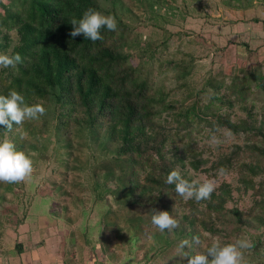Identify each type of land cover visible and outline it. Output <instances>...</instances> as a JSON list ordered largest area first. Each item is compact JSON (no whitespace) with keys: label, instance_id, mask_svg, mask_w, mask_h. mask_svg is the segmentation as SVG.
<instances>
[{"label":"trees","instance_id":"16d2710c","mask_svg":"<svg viewBox=\"0 0 264 264\" xmlns=\"http://www.w3.org/2000/svg\"><path fill=\"white\" fill-rule=\"evenodd\" d=\"M102 1L0 0V53L23 58L15 68H0V95L16 90L29 106L41 103L46 109L38 121L14 125L11 132L0 127V141L8 139L29 155L51 126L61 151L71 150L74 136L86 133L94 148L102 145L123 158L128 175L108 181L97 194L113 213L114 237L127 240L132 252L140 243L150 250L152 241H163L160 264H187L177 251L182 240L190 242L185 251L194 255L214 242L223 246L248 239L254 247L244 252L245 263L264 264L263 64L209 83L206 99L196 97L186 105L173 96L186 81L168 90L154 88L133 54L124 51L125 43L134 41L122 19L124 0H108L110 10ZM225 1L235 11L255 2ZM89 8L115 16L118 30L102 29L103 40L95 43L71 37L70 21ZM172 66L181 80L189 76L184 63ZM213 135L222 141L218 146L208 143ZM173 170L196 186L215 181L211 198L179 197L175 185L166 183ZM2 188L0 183V209L7 202ZM152 209L168 211L179 227L160 232L151 223ZM193 236L199 245L191 243Z\"/></svg>","mask_w":264,"mask_h":264},{"label":"rangeland","instance_id":"374dc122","mask_svg":"<svg viewBox=\"0 0 264 264\" xmlns=\"http://www.w3.org/2000/svg\"><path fill=\"white\" fill-rule=\"evenodd\" d=\"M124 2L126 8L122 19L134 33V41L126 42L124 51L133 54L154 88L168 90L186 81V87L173 94L186 105L196 97L206 99L211 93L209 83L240 76L259 64L264 66V35L263 40L254 41L255 36L250 32L255 30L250 31L248 25L258 19L257 25L264 32V0H255L251 9L239 12L231 11L225 0ZM102 3L103 9L112 8L108 0ZM234 24L242 28L238 35L231 30L236 29ZM176 62L184 63L189 69L186 79L178 78L179 70L172 66ZM102 147L94 148L90 136L80 133L74 136L71 150L63 148L61 151L51 126H48L40 146L29 152V156L36 153L31 156L35 170L33 179L18 185L3 184L1 194L11 197L34 191L44 176L59 179L62 187L56 191L63 197L69 196L64 190L71 185L75 189L80 185L83 193L103 194L108 181L113 184L112 180L117 182L128 175L129 166L123 158L112 156ZM68 180L76 184H67ZM7 202L3 208L9 207ZM152 242L150 250L143 243L139 244L138 251L129 250L135 256L129 264H160L166 246L163 241ZM261 252L264 254V246Z\"/></svg>","mask_w":264,"mask_h":264},{"label":"crops","instance_id":"0c3cea01","mask_svg":"<svg viewBox=\"0 0 264 264\" xmlns=\"http://www.w3.org/2000/svg\"><path fill=\"white\" fill-rule=\"evenodd\" d=\"M233 26L236 29L231 30L238 35L242 28ZM249 27L255 30L254 41L263 40L261 26L252 23ZM38 183L34 191L6 197L9 207L0 209L1 262L129 264L134 259L129 242L114 237L113 213L100 196L83 193L81 186L75 189L70 180L66 183L71 187L64 190L67 197L56 191L62 187L59 179L44 176Z\"/></svg>","mask_w":264,"mask_h":264},{"label":"clouds","instance_id":"9594fccd","mask_svg":"<svg viewBox=\"0 0 264 264\" xmlns=\"http://www.w3.org/2000/svg\"><path fill=\"white\" fill-rule=\"evenodd\" d=\"M72 31L70 36L75 38L83 36L85 40L93 43L103 40L102 29L117 31L118 22L113 15H104L92 8L87 9L80 19L73 18L70 21ZM23 62L19 53L8 55L0 53V68H15ZM46 114V109L41 103L29 106L25 102L23 94L16 90H11L8 95H0V127L6 132H11L14 125L22 126L26 121H38ZM23 138V137H21ZM210 145L218 146L222 141L213 135L208 141ZM32 153L31 156H35ZM31 156L23 151H18L15 144L8 139L0 141V183L8 185H18L29 182L34 175V162ZM223 174L224 169H220ZM166 183L175 185L176 194L185 199H194L197 202L211 198L215 191V181L207 180L196 186L183 179L179 172L173 170L167 176ZM151 223L160 232L165 230L171 232L179 227V221L168 211L151 210ZM192 244L199 245L200 238L192 237ZM190 247L188 240H182L177 251L182 253V259L187 260V264H244V252L254 247L248 239H236L234 243L221 246L219 243H212L204 253L194 255L185 251Z\"/></svg>","mask_w":264,"mask_h":264},{"label":"built area","instance_id":"2783aa9c","mask_svg":"<svg viewBox=\"0 0 264 264\" xmlns=\"http://www.w3.org/2000/svg\"><path fill=\"white\" fill-rule=\"evenodd\" d=\"M0 264H9V263H5V262L0 261ZM27 264H33V263H27Z\"/></svg>","mask_w":264,"mask_h":264}]
</instances>
